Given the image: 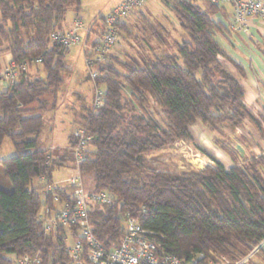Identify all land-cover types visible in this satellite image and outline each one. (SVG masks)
I'll use <instances>...</instances> for the list:
<instances>
[{"label": "trees", "instance_id": "obj_1", "mask_svg": "<svg viewBox=\"0 0 264 264\" xmlns=\"http://www.w3.org/2000/svg\"><path fill=\"white\" fill-rule=\"evenodd\" d=\"M80 3L0 0L3 51L16 64L41 58L45 72V77H32L21 70L0 88V147L9 138L17 151L0 159V264H14L17 256L29 252L39 253L41 264H75L63 228L46 232L38 214L53 205L55 195L71 197V188L53 185V171L68 160L74 163L71 147L76 140L72 134L70 147L58 160L39 143L45 125L41 112L57 107L62 73L70 69L64 63L69 50L52 40L51 33L63 23L69 6L80 12ZM163 4L188 34L175 42L176 51L153 53L141 62L111 52L96 62L95 87L105 85L104 99L87 114L84 128L91 147L84 150L80 171L91 175L94 190L108 192L113 201L93 206L95 235L106 248L117 246L124 234L123 217L129 214L151 231L163 252L186 259L203 254L198 264H215L214 254L234 263L261 243L264 256V153L242 159L238 150L216 141L233 160L226 167L196 143L191 130L198 122L212 130L221 124L236 130L249 121L264 140V116L246 104L244 84L225 64L246 77L245 67L217 37L226 28L215 18L223 7L208 0L204 5L194 0ZM103 19L100 28L87 33L93 48L105 28ZM116 25L120 33L130 34L125 22ZM148 30L150 38L163 41V26ZM93 54V49L85 53ZM151 106L163 114V122ZM178 140L194 143L214 164L182 171L155 166L148 155ZM38 177L46 179L43 186L33 185ZM48 184L53 188L44 192Z\"/></svg>", "mask_w": 264, "mask_h": 264}, {"label": "rangeland", "instance_id": "obj_2", "mask_svg": "<svg viewBox=\"0 0 264 264\" xmlns=\"http://www.w3.org/2000/svg\"><path fill=\"white\" fill-rule=\"evenodd\" d=\"M121 1L81 0L80 12L79 16H77L82 20L84 25L80 30L81 41L74 44L70 52L65 56L64 63L70 69L62 73L64 83L58 91L57 107L41 112L44 115L45 125L40 136L39 148L48 150V154L52 160H58L66 154L70 147L73 131L77 128H84L89 109L93 106L96 87L94 79L91 76V70L94 71L97 68L95 67L96 65L89 67L86 62L85 51L93 49L92 44L86 42L88 29L92 28L95 30L100 28L102 25L100 18L107 15ZM194 1L201 5L205 4L204 0ZM76 8V5L69 6L67 17L63 23L70 26L74 22L73 14ZM97 20L98 23H95ZM125 23L130 30V34L127 32L120 33L118 42L112 51L113 54L119 55L124 60L136 59L141 62L143 57H152L153 53L174 52L176 51L175 42L188 38V34L180 27L174 13L163 2L159 1H152L135 9L125 20ZM150 25L154 26L155 29L159 25L163 26L165 30L159 31L162 36V42H159L155 37L150 38L148 30ZM235 34L224 28L222 32L217 34V37L226 49L233 52L237 58L244 59L249 67L250 64L253 65V61L250 58L252 53L247 48L251 47L254 50L253 48L257 41L260 44V48L264 49V44L258 41L256 37H251L252 39H250L249 34L246 35L248 36V40L242 39L238 34H236L238 36L236 38ZM97 38L94 34L93 39ZM5 46L0 40V54L5 53L3 51ZM245 46L247 52L244 49ZM225 64L228 68H233L229 63L225 62ZM261 68L264 70V59ZM3 70H6L5 64ZM27 70L32 77H45V72L42 71V66L38 63L31 64ZM238 77L241 79L240 75ZM254 78H256L254 80L255 84L260 88L257 94L258 108L260 109L257 108L256 110L254 106L251 108L258 115L264 116V76L254 75ZM99 88L105 90V85H100ZM151 108L155 111V116L163 122V114L159 113L157 108L153 106ZM159 110L161 111V108ZM192 129L194 132L196 131L195 126ZM210 131H212V134L211 132L209 134L211 148L199 144L212 154L213 152H217L219 158L225 164H229L230 157L221 152V148L216 144V141H219L221 145H226L236 150H238L237 144L243 147L241 143H244L247 151L244 149V154L240 153L242 159L264 153L263 136L249 121L239 130H233L228 124H221L218 129H211ZM236 131L238 133H235ZM196 135L199 137L198 133ZM90 147V145H86L87 149ZM16 154L17 151L14 148L13 142L9 138H6L0 147V159ZM148 156L155 166L160 168L165 167L172 171L190 170L192 168L202 169L207 164H214V161L206 153L199 148L197 149L190 142H182V140H178L162 150L150 153ZM162 157L166 159H161ZM71 161L68 160L64 165L57 166L54 169L53 183L58 181L55 183L57 186L67 187L68 182L66 180L75 175L76 169L72 168ZM84 177L86 189L93 190L91 175H84ZM44 184L37 179L33 181V185L36 187L43 186ZM41 193H43V190ZM248 264H264V256L257 254L256 258Z\"/></svg>", "mask_w": 264, "mask_h": 264}, {"label": "built area", "instance_id": "obj_3", "mask_svg": "<svg viewBox=\"0 0 264 264\" xmlns=\"http://www.w3.org/2000/svg\"><path fill=\"white\" fill-rule=\"evenodd\" d=\"M152 1L164 2L167 0H122L104 16L105 28L99 37L98 44L93 48L94 54L86 57L89 67L96 65L98 61L105 60L104 54L113 51L120 34L116 24L125 22L135 9ZM208 1L218 5H232L231 24L236 30L248 32L249 20L254 16L261 17L264 22V0ZM83 26L82 20L76 18L69 31L55 30L51 33V39L70 50L74 44L81 41L80 30ZM34 63H41V58L16 64L11 57L6 70L1 74L4 78H0V88L7 82L14 81L21 70H27ZM97 75L96 69L91 70L93 79ZM103 94L104 91L97 86L93 102L94 107H99L103 103ZM73 136L76 143L71 149L76 173L66 180L68 182L67 187L72 190L71 197L61 198V196L55 195L53 205L44 206L38 214V220L42 222L44 230L48 233L63 228L62 236L66 250L75 264H198V259L204 258L203 254H198L192 259H186L163 252L161 244L151 236V231L145 229L139 219L129 214L123 217L124 234L120 243L111 249L106 248L95 235L90 213L94 205L111 203L113 198L108 192L86 189L85 177L80 171V164L85 160L84 150L91 137L87 134L86 128L75 129ZM182 142L185 141L182 140ZM36 179L42 181L45 178L38 177ZM52 188L53 185L48 184L44 188V192H48ZM262 246L263 243L234 263H230L229 259L223 255L214 254L211 263L248 264L256 258L257 254H261ZM14 264H41V257L37 252H29L17 256Z\"/></svg>", "mask_w": 264, "mask_h": 264}, {"label": "crops", "instance_id": "obj_4", "mask_svg": "<svg viewBox=\"0 0 264 264\" xmlns=\"http://www.w3.org/2000/svg\"><path fill=\"white\" fill-rule=\"evenodd\" d=\"M206 1V0H204ZM223 8H222V11L220 13H217L215 15V18L217 19H220L224 25L226 26V28L228 29L229 32H233V33H236L238 34L240 37H242V39L244 40H248V35L249 34V38L252 39V38H257L258 41H260L262 43V34H264V22L262 21L261 17H258V16H254L252 18H250L249 20V30L248 32H243V31H239V30H236L235 28H233L232 24H231V17H232V14H233V7L232 5L230 4H223L221 5ZM67 14H68V10L66 12V17H67ZM73 21L78 18L77 16H79V13L75 10L74 11V14H73ZM65 17V18H66ZM72 21V22H73ZM74 23V22H73ZM73 23H71V25L69 26V24H65V23H62L58 30H61V31H69L73 25ZM88 33V32H87ZM235 34V37L238 38V36ZM252 37V38H251ZM239 42V41H238ZM242 43V42H241ZM256 45L255 47L253 48L254 50L251 49V47L247 48L248 51H250L252 53V55L250 56V58L252 59L253 61V65L250 64V66L248 67L247 64H246V61L244 59H239L237 58L233 52L229 51L228 49L225 48V50L233 57L235 58L238 62H240L246 69V77H242L241 75V79L238 77L239 73L235 70V68L233 67L232 69L228 68L235 76H237L239 78V80L244 84L245 88H246V93H245V102L248 106L252 107L254 106L257 110V108L259 107L258 106V99H257V94H258V90L260 89L257 84H255V79L254 78V75H257V76H264V70L261 68V64H263V59H264V55L262 53V49L260 48V44L257 43V41L255 42ZM263 44V43H262ZM244 49L246 50V46L244 47ZM246 50V52H247ZM70 52V50H69ZM88 52L87 50L85 51V53ZM247 55V54H245ZM249 56V55H248ZM12 57L11 53L9 52H6V53H3V54H0V74L3 73V66L5 64V68L7 67L6 64H8V61L9 59ZM43 71V70H42ZM253 108V107H252ZM260 109V108H258ZM196 127V133H198L199 137H197L196 133L194 132V130L192 129L193 127ZM191 130H192V133H193V136L196 140V143L197 144H202V145H205V147H210V144H209V139H210V132L212 134V131H210L211 129L208 128V126L198 122L196 123L195 125L191 126ZM239 130V129H237ZM235 133H238V131H236ZM191 144L194 145V143L190 142ZM199 144V146H200ZM244 147V149L247 151V149L245 148L244 146V143H241ZM195 146V145H194ZM196 147V146H195ZM202 147V146H201ZM197 148V147H196ZM198 149V148H197ZM221 150V149H220ZM222 153H224V155H227L228 157H230L228 154H226L224 151L221 150ZM213 154L215 156H218V153L217 152H213ZM260 154V153H259ZM161 159H166V158H161ZM220 159V158H219ZM201 160V159H200ZM221 160V159H220ZM203 161V160H202ZM71 165L73 166L72 168H75V164L73 163V160L71 161ZM221 162L226 166V167H230L233 165V160L231 159L230 157V162L229 164H225L222 160ZM76 169V168H75ZM43 183H46V179L42 180ZM58 182V181H56ZM55 182V183H56ZM53 183V185H57Z\"/></svg>", "mask_w": 264, "mask_h": 264}, {"label": "water", "instance_id": "obj_5", "mask_svg": "<svg viewBox=\"0 0 264 264\" xmlns=\"http://www.w3.org/2000/svg\"><path fill=\"white\" fill-rule=\"evenodd\" d=\"M237 149L239 150V152L243 155L244 154V148L240 145V144H237Z\"/></svg>", "mask_w": 264, "mask_h": 264}]
</instances>
